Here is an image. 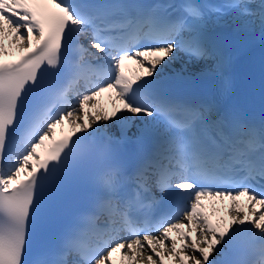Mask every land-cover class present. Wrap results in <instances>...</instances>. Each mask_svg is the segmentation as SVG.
<instances>
[{"label": "snow or ice", "instance_id": "snow-or-ice-1", "mask_svg": "<svg viewBox=\"0 0 264 264\" xmlns=\"http://www.w3.org/2000/svg\"><path fill=\"white\" fill-rule=\"evenodd\" d=\"M226 17L264 34V0H0V264H264V118L222 103ZM195 64L219 93L174 96Z\"/></svg>", "mask_w": 264, "mask_h": 264}, {"label": "bare ground", "instance_id": "bare-ground-1", "mask_svg": "<svg viewBox=\"0 0 264 264\" xmlns=\"http://www.w3.org/2000/svg\"><path fill=\"white\" fill-rule=\"evenodd\" d=\"M19 52H17L14 56L18 55ZM12 56V57H14ZM131 64V63H130ZM97 99L99 100L100 102V106L103 107V108H106L108 109L109 111H111V103H110V100H109V94L105 93L104 95H102L101 97H97ZM93 111V110H92ZM64 128H67L69 130L70 129V126L68 125L67 122H65V124L63 126H58L57 129H56V134L59 133V131L63 130ZM120 132L119 129L115 126H113L112 128H109L107 129L106 131H103V133H115V132ZM137 131V128L136 127H133L132 130L130 131V133H133ZM41 149H38V152L40 153ZM173 235V234H172ZM175 236V235H173ZM168 262V261H167ZM168 264H170V262H168Z\"/></svg>", "mask_w": 264, "mask_h": 264}]
</instances>
